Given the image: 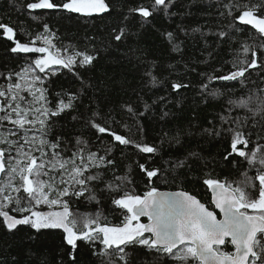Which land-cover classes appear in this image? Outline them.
Wrapping results in <instances>:
<instances>
[{"label":"snow or ice","instance_id":"obj_1","mask_svg":"<svg viewBox=\"0 0 264 264\" xmlns=\"http://www.w3.org/2000/svg\"><path fill=\"white\" fill-rule=\"evenodd\" d=\"M216 2L222 9L220 17L230 21L229 31L215 33L220 40L240 33L241 26H245L244 30L251 26L258 34L259 43L241 44L243 58L239 55L234 58V70L208 76V83L201 89L213 97L220 95L209 90L213 80L237 81L244 85L250 70L264 69V0ZM174 5L175 0H153L151 9L141 4L130 8L129 13H138L144 20L161 11L171 16L170 9ZM18 8L26 9L32 20H39L41 17L32 13L61 12L92 17L108 13L110 4L108 0H29ZM43 29L42 33L29 36L30 42L22 43L16 39L17 33L12 26L0 22L3 37L14 43L10 49L12 53L38 54L18 70L0 72V79L4 81L0 84V225L9 232L18 230V226H29L36 233L47 229L62 230L66 246L72 249L69 256L74 258L78 241H84L93 246V255L102 256L106 264H128L127 249L136 246L154 251L159 258L171 260L172 264H264V95L248 94L229 99L225 113L219 117L218 127L206 130L210 135L228 137L224 161L235 155L241 158L240 163L247 164L238 181L203 180L211 193L210 204L222 216L218 218V213L195 195L186 191L160 192L151 186L152 178L161 173L159 166H149L156 163L151 156L157 154L160 147L120 134L113 127L118 123L114 116L105 120L99 111H94L84 121L89 130L110 137L103 155L101 149L92 151L90 141L79 136L74 145L62 147L65 140L62 134H56L57 120L74 111L81 93L92 87L78 69H88L96 57L57 47L49 26L44 24ZM179 31L188 34L183 28ZM192 31L205 35L201 28ZM112 32L117 43L129 35L126 27ZM163 36L174 51L180 50L176 33L166 32ZM37 42L41 46H37ZM63 69L76 77L81 88L76 92L62 89L49 99L47 82ZM145 77L152 86L158 83L151 70ZM188 86L174 82L171 88L179 90ZM260 92L264 93V88ZM148 107L145 104V108ZM122 110L132 119L143 115L131 105H123ZM238 110L246 113L243 118L234 114ZM72 120L80 122L78 116H73ZM254 132L255 141L252 140ZM119 146H131L140 154H150L145 163L137 162L149 181L143 195L130 187L132 180L127 172L116 174L113 153ZM69 147L70 155L67 154ZM192 158L201 159L197 153H190L189 157L167 162L168 170L190 167L188 159ZM237 163L233 161V166ZM109 170L112 179L107 180ZM249 170L253 174L250 175ZM102 193L111 198L113 211L122 215L119 225L108 222L99 208L94 213L72 209L73 200L99 205ZM141 217H146L148 222H141ZM229 243L233 250H224Z\"/></svg>","mask_w":264,"mask_h":264},{"label":"trees","instance_id":"obj_2","mask_svg":"<svg viewBox=\"0 0 264 264\" xmlns=\"http://www.w3.org/2000/svg\"><path fill=\"white\" fill-rule=\"evenodd\" d=\"M27 2L29 0H0V22L16 30V39L28 43L29 36L42 33L43 25L47 24L50 35L55 36L53 42L57 47L87 52L96 57L91 67L78 69L92 87L81 93L74 111L63 114L57 120L56 134H62L65 140L62 147L74 145L75 138L79 136L90 141L92 151L101 149L100 154L103 155L110 137L84 126V121L92 112L99 111L105 120H110V115L116 118L118 123L113 127L120 134L160 147V151L151 156L156 163L149 165L161 168L159 177H153L151 182V186L158 191H186L213 209L203 180L242 179L247 164L240 163L241 158L235 155L228 161L223 159L228 137L210 135L206 130L218 127L219 117L225 113L229 99L248 94L264 95L260 92L264 88V69L250 70L244 85L237 81L213 80L209 90L220 93L215 97L204 93L201 86L208 83L209 75H224L234 70V58L237 55L243 58L241 44L259 43L255 29L246 26L247 30H244L245 26H241L240 33L220 40L215 33L229 31L230 21L227 17H220L222 9L218 8L216 0H175L170 9L171 16L161 11L147 20L138 13H129V9L141 4L151 9L153 0H108L110 11L92 17L61 12L32 13L39 15V20H32L26 9L18 8V5ZM119 27H126L129 35L117 43L112 30ZM180 28L188 34L180 32ZM194 28H201L205 35L193 32ZM166 32L179 36V51H174L164 38L163 33ZM13 46V41L7 40L0 32V72L18 70L38 55L12 53L10 49ZM37 46H41L39 42ZM149 70L158 79L155 86L145 77ZM174 82L189 86L173 90L171 85ZM3 83L0 79V84ZM47 87L50 90L49 99H53L55 93L62 89L76 92L81 85L72 73L63 69L47 82ZM145 104L149 106L147 109ZM123 105H131L143 115L129 118L128 113L122 110ZM234 114L243 118L246 113L238 110ZM73 116H78L80 122L73 121ZM256 120L259 121L260 117L257 116ZM124 124L128 127H123ZM252 140H256L255 132ZM190 153H197L201 159H188L190 167L182 170H168L167 162L189 157ZM67 154H71L70 147ZM113 155L116 174L127 172L132 180L130 187L143 195L148 190L146 185L149 181L146 174L139 170L137 162L145 163L150 154H140L131 146H119ZM233 161L238 162L237 166H233ZM249 174H253L252 170ZM105 178L112 179L111 170ZM99 198V205L73 200L72 209L94 213L99 208L108 222L119 225L123 217L119 211H113L111 198L107 193L100 194ZM141 222L147 223L146 217H141ZM224 250L232 251L233 248L229 243ZM71 251L63 240L62 230L47 229L36 233L29 226H18V230L9 232L0 225V264H106L102 256L93 255V246L84 241H78L74 258L69 256ZM127 252L128 264H172L171 260L159 258L154 251L141 246L129 247Z\"/></svg>","mask_w":264,"mask_h":264},{"label":"water","instance_id":"obj_3","mask_svg":"<svg viewBox=\"0 0 264 264\" xmlns=\"http://www.w3.org/2000/svg\"><path fill=\"white\" fill-rule=\"evenodd\" d=\"M177 191H181V190H174V191H170V190H161L160 192H177ZM208 192L210 194V198H211V193L210 190L208 189ZM198 199V198H197ZM213 209L211 210H215L218 213V218H222L221 215H219V210L218 209H214V205H212ZM147 219V218H146ZM148 222V221H147Z\"/></svg>","mask_w":264,"mask_h":264},{"label":"rangeland","instance_id":"obj_4","mask_svg":"<svg viewBox=\"0 0 264 264\" xmlns=\"http://www.w3.org/2000/svg\"><path fill=\"white\" fill-rule=\"evenodd\" d=\"M249 211H251V210H249Z\"/></svg>","mask_w":264,"mask_h":264}]
</instances>
